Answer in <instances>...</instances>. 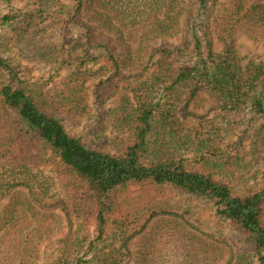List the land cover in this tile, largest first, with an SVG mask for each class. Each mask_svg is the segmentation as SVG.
I'll return each mask as SVG.
<instances>
[{"label": "trees", "instance_id": "obj_1", "mask_svg": "<svg viewBox=\"0 0 264 264\" xmlns=\"http://www.w3.org/2000/svg\"><path fill=\"white\" fill-rule=\"evenodd\" d=\"M87 1L130 31L152 24L153 33L183 39L184 48L153 46L143 73L118 85L117 106L108 112L120 133L118 151L92 150L70 128L88 116L86 85L122 69L118 57L101 46L89 57L63 43L60 32L70 31L73 15L58 0H4L0 44L41 76L11 82L0 56V199L10 195L0 208V264L25 263L28 237L46 241L64 221L70 234L53 264H123L130 243L169 213L167 196L177 192L216 207L258 245L256 261L234 256L229 264H264V172L248 151L226 153L223 146L245 118H264V61L243 66L234 45L215 49L200 36L217 3L227 12L217 19L222 25L245 12L264 26V0ZM182 59L194 65L183 69ZM46 78L55 84L46 87ZM203 90L220 100L213 117L183 122L184 97ZM252 153L264 156V125ZM47 168L58 169L64 197L51 194ZM30 196L59 207L64 218L55 221L56 211H43Z\"/></svg>", "mask_w": 264, "mask_h": 264}, {"label": "rangeland", "instance_id": "obj_2", "mask_svg": "<svg viewBox=\"0 0 264 264\" xmlns=\"http://www.w3.org/2000/svg\"><path fill=\"white\" fill-rule=\"evenodd\" d=\"M58 1L69 7L70 15H73L70 27L72 30L60 32L63 43L84 51L89 57H95L100 46L107 48L118 57L122 69L117 72L115 69L109 70L108 75L94 77L86 85L88 116L81 124H77L78 126L70 128L73 135L81 138L88 148L117 152L116 145L113 144L119 140L120 133L114 127V120L110 118L108 112L117 106L115 101L119 92L118 85L122 82L134 83L146 68L154 45L158 48L174 50L178 47L184 48V40L164 39L159 36V33L158 35L153 33L152 24L130 31L129 27H123L97 3H90L87 0ZM80 1L83 3L81 11L78 10ZM218 4L210 8L209 18L200 36L210 41L215 49H222L225 43L234 45L243 66H247L250 62L264 61V26L255 24L245 12H242L240 16H234L226 25H222L217 19L227 15V12L220 11ZM8 11L9 6L4 0H0V18ZM156 11H158L157 19L162 18L163 8ZM154 34L157 36L152 38ZM0 56L9 64L5 71L11 82L19 77L41 76L37 75L33 68L17 60L9 46L0 44ZM178 65L183 69H189L194 63L182 59ZM42 81L46 83V87L55 84L48 78ZM220 104V100L203 90L193 97L190 95L184 97L178 116L185 123L195 118L201 121L203 117L201 122H204L213 117L212 111ZM241 121L238 120V123ZM263 125L264 118L251 121L245 118L240 128H237L232 135L233 137L229 134L228 140L223 145L226 153L237 154L240 149L248 151L249 158L253 159L250 160L252 166L259 168L262 176L264 156H260L259 153L254 159L252 150L256 132ZM55 169L47 168L44 179L50 185L51 194L61 198L65 196V193L60 181L54 178L55 171H58ZM9 196L8 194L0 199V208L7 203ZM30 197L43 211H56L54 212L55 221H58L60 216L63 217L59 207H44L43 203L34 199L33 196ZM167 197L169 213L152 219L147 229L139 235L141 238L138 237L130 243L129 255L123 264H229L234 256H245L250 261L258 259L259 247L255 241L241 227L223 219L216 207L178 192L169 193ZM65 224L66 221H64V227ZM35 227L36 223L31 229ZM58 227L53 234L55 236L47 238L46 241L39 242L34 236L28 237L26 262L21 263L17 260L12 264H53L58 258L60 241H65L70 234L67 227L65 229L61 225ZM62 228L65 232L61 235ZM30 240L33 241L30 242ZM113 246L115 245L111 244L110 248ZM86 251H88L87 248L82 253ZM88 257L90 258L91 255L89 254Z\"/></svg>", "mask_w": 264, "mask_h": 264}]
</instances>
